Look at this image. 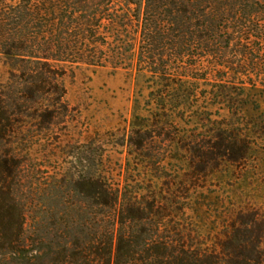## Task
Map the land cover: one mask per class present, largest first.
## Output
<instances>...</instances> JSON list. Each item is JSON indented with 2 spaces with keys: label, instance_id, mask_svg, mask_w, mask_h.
<instances>
[{
  "label": "trees",
  "instance_id": "1",
  "mask_svg": "<svg viewBox=\"0 0 264 264\" xmlns=\"http://www.w3.org/2000/svg\"><path fill=\"white\" fill-rule=\"evenodd\" d=\"M0 56V264H264V215L231 208L205 231L197 182L264 138V0H0ZM84 65L132 73L134 164L123 186L71 174L82 201L42 207L20 195L19 145L63 120L62 78ZM169 147L185 173L150 176Z\"/></svg>",
  "mask_w": 264,
  "mask_h": 264
},
{
  "label": "rangeland",
  "instance_id": "2",
  "mask_svg": "<svg viewBox=\"0 0 264 264\" xmlns=\"http://www.w3.org/2000/svg\"><path fill=\"white\" fill-rule=\"evenodd\" d=\"M7 78L8 67L0 56V81ZM62 81L67 104L60 110L65 114L63 120L49 130L26 133L19 145L26 163L20 195L23 199L41 203L42 207L56 200L82 201L81 195L68 191L67 176L71 174H104L115 186H123L128 161L131 159L133 165L135 159L133 156L129 158L127 143L135 94L132 73L84 65L70 70ZM180 129L174 128V132L178 133ZM253 142L254 152L245 165H222L197 180L202 189L215 198L214 203L208 201L209 205L202 213L200 223L205 231L224 225L231 208L243 206L258 213L257 216L264 215V166L258 163V159L264 157L261 154L264 138L258 137ZM159 157L160 161L144 170L150 176L177 178L185 173L182 153L169 147L160 152ZM130 181L143 184L138 177ZM57 184L64 185V188L56 196L53 187ZM38 207L34 214L40 212Z\"/></svg>",
  "mask_w": 264,
  "mask_h": 264
}]
</instances>
